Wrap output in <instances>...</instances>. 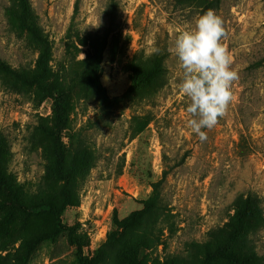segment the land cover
<instances>
[{"label": "rangeland", "instance_id": "obj_1", "mask_svg": "<svg viewBox=\"0 0 264 264\" xmlns=\"http://www.w3.org/2000/svg\"><path fill=\"white\" fill-rule=\"evenodd\" d=\"M29 1L33 24L52 44L49 83L62 110L65 165L81 151L75 204L63 222L86 237V255L115 232L105 264H202L216 242L224 243L238 198L255 196L264 214V65L255 66L264 60V0ZM209 9L223 20V43L238 79L227 114L205 130L202 142L187 126L189 101L178 91L183 72L173 49L177 35ZM16 13L15 0H0V60L31 73L41 45L19 30ZM107 33L99 81L109 99L127 91L132 59L153 55V41L154 54L164 56L165 85L145 100L102 113L87 56L90 40L101 42ZM40 98L34 87L0 73L3 165L26 203L58 201L61 187L47 173L53 98ZM154 183H161L159 209L123 229L121 222L142 209ZM50 227L47 215L19 216L0 227V264H75L65 235L37 242ZM239 251L264 264V224L246 222Z\"/></svg>", "mask_w": 264, "mask_h": 264}, {"label": "trees", "instance_id": "obj_2", "mask_svg": "<svg viewBox=\"0 0 264 264\" xmlns=\"http://www.w3.org/2000/svg\"><path fill=\"white\" fill-rule=\"evenodd\" d=\"M17 13L16 23L21 32L27 33L32 40L41 45V50L36 61L35 69L31 73L12 69L9 65L0 60V73L12 77L16 85L23 87H34L40 94V100L53 98V112L55 115V127L52 131H47L51 137V157L47 165V173L54 179L61 182L58 201L44 200L38 203H26L22 197L19 185L7 174L4 165V140L0 134V194L2 203L0 210L3 216L0 218V227L6 228L19 216L47 215L51 219V227L42 232L37 242L54 240L65 235L69 245L74 248L75 264H105L109 251L115 246L117 234L112 232L107 240L94 252L92 256L84 253L87 239L79 233L78 226H67L63 222V216L69 207L75 204V188L79 174L81 151L78 148L69 167L65 165L62 141L59 134L62 119V110L59 99L53 94L49 83L52 75L49 67L51 59L52 44L43 36L32 22V9L29 0H15ZM77 14V6L74 16ZM102 41L90 40V52L87 62L92 76V80L100 91L101 112L109 110L120 102L142 101L149 95L158 93L165 85L164 56L153 54L150 57L138 59L134 57L130 63V86L127 91L118 99H109L104 89L100 85L101 64L103 53L106 49L107 37ZM264 65V60L256 63V67ZM161 196V183L152 184V192L149 198L142 203V209L135 211L126 217L121 226L127 230L142 223L143 219L159 209ZM236 210L230 222V229L222 245L218 242L211 250H208L202 264H252L256 255L241 256L239 245L243 241L247 221H255L264 224L263 209L258 205L255 196L249 195L245 199L236 200ZM163 264H177L174 259H170Z\"/></svg>", "mask_w": 264, "mask_h": 264}, {"label": "clouds", "instance_id": "obj_3", "mask_svg": "<svg viewBox=\"0 0 264 264\" xmlns=\"http://www.w3.org/2000/svg\"><path fill=\"white\" fill-rule=\"evenodd\" d=\"M226 30L222 18L212 9L200 15L194 26L181 31L174 42V53L183 72L179 93L189 101L187 126L200 141L216 127L233 100L232 84L238 73L233 57L223 43ZM151 53H158L155 41Z\"/></svg>", "mask_w": 264, "mask_h": 264}]
</instances>
